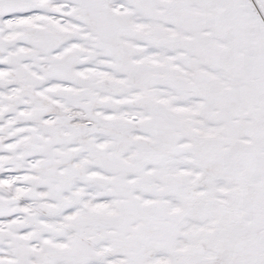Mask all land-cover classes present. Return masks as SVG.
Segmentation results:
<instances>
[{"label": "snow or ice", "instance_id": "1", "mask_svg": "<svg viewBox=\"0 0 264 264\" xmlns=\"http://www.w3.org/2000/svg\"><path fill=\"white\" fill-rule=\"evenodd\" d=\"M0 264H264V0H0Z\"/></svg>", "mask_w": 264, "mask_h": 264}]
</instances>
